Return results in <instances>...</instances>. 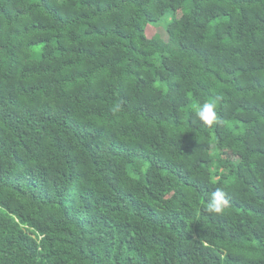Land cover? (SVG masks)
<instances>
[{"label":"trees","instance_id":"obj_1","mask_svg":"<svg viewBox=\"0 0 264 264\" xmlns=\"http://www.w3.org/2000/svg\"><path fill=\"white\" fill-rule=\"evenodd\" d=\"M0 264H264V0H0Z\"/></svg>","mask_w":264,"mask_h":264},{"label":"clouds","instance_id":"obj_2","mask_svg":"<svg viewBox=\"0 0 264 264\" xmlns=\"http://www.w3.org/2000/svg\"><path fill=\"white\" fill-rule=\"evenodd\" d=\"M119 106L117 105V108ZM193 115L204 126H212L220 122L218 117L217 102L215 99L198 102L193 109ZM226 193L221 188H216L207 198L206 211L220 214L227 205Z\"/></svg>","mask_w":264,"mask_h":264},{"label":"rangeland","instance_id":"obj_3","mask_svg":"<svg viewBox=\"0 0 264 264\" xmlns=\"http://www.w3.org/2000/svg\"><path fill=\"white\" fill-rule=\"evenodd\" d=\"M171 17V13L166 12L162 15L161 19L159 20L158 23H150L147 26L146 29V34L151 37L154 36L157 38H160L161 40H166V36H165V26L169 20V18ZM157 26V27H156Z\"/></svg>","mask_w":264,"mask_h":264}]
</instances>
